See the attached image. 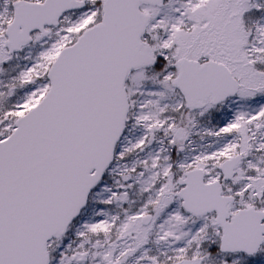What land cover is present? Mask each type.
<instances>
[{
  "label": "snow or ice",
  "instance_id": "snow-or-ice-1",
  "mask_svg": "<svg viewBox=\"0 0 264 264\" xmlns=\"http://www.w3.org/2000/svg\"><path fill=\"white\" fill-rule=\"evenodd\" d=\"M0 264H264V0H0Z\"/></svg>",
  "mask_w": 264,
  "mask_h": 264
}]
</instances>
